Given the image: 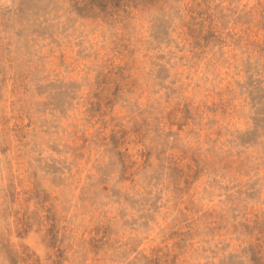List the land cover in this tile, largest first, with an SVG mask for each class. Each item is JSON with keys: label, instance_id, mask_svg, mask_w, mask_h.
Returning a JSON list of instances; mask_svg holds the SVG:
<instances>
[{"label": "rangeland", "instance_id": "obj_1", "mask_svg": "<svg viewBox=\"0 0 264 264\" xmlns=\"http://www.w3.org/2000/svg\"><path fill=\"white\" fill-rule=\"evenodd\" d=\"M0 264H264V0H0Z\"/></svg>", "mask_w": 264, "mask_h": 264}]
</instances>
